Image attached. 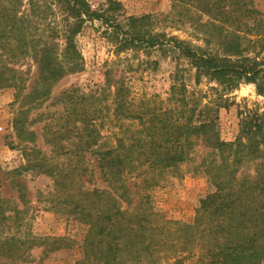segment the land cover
<instances>
[{
  "label": "trees",
  "instance_id": "16d2710c",
  "mask_svg": "<svg viewBox=\"0 0 264 264\" xmlns=\"http://www.w3.org/2000/svg\"><path fill=\"white\" fill-rule=\"evenodd\" d=\"M252 5V0H202L200 11L209 17L210 25L217 23L221 29L261 33L264 38V20ZM93 19L103 21L100 14L91 11L86 0H0V88L13 87L18 97L26 73L30 72L19 67L29 60L39 72L40 89H35L31 100L32 105H39L38 97L48 94L50 84L81 69L75 37L84 22ZM149 24L150 17L143 16L127 18L126 30L113 26L116 53L162 44L164 34H153ZM58 41L63 42L61 49ZM175 45L194 69L196 85L206 79L220 88H215L217 95L212 102L199 106L176 76L165 101L155 96L131 98L122 80L107 84L113 87L110 94L104 89L88 94L78 88L68 89L53 98L54 103L62 105L63 124L56 132H50L46 141L53 146L54 158L73 156L76 163L73 167L48 163L52 157L36 147L29 148L31 156L42 154L35 167L62 187L77 184V178L81 182L89 171L81 159L99 148L100 174L117 195L89 192L81 185L76 200L64 202L74 214H96L84 241L86 259L77 264L88 262L87 256L105 264H126V256L139 261L143 252L148 257L153 245L148 236H153L157 229L147 226L150 216L121 211V201L131 203L125 184L129 180L124 175L142 177L174 168L188 159L189 152L202 138L212 148L209 157L214 156L204 170L214 191L200 201L193 223L171 222L179 232L178 239L187 245L193 243L189 249L204 245L200 247L205 253L199 264H264V112L240 113L238 134L232 143L219 140L217 116H211L226 103L222 97L240 84H254L257 93L264 95V55L255 52L253 57L243 56L234 35L216 52L193 49L185 43ZM106 123L117 132L114 147L102 150L100 130ZM14 127L17 138L22 140L18 119ZM62 141L68 144L65 146ZM246 156L260 159L253 174L239 172ZM66 197L71 196L66 193ZM5 211L0 196V228L8 220ZM25 240L30 239L5 236L0 240V262L30 261V250L24 249L22 242ZM30 241L33 246L38 244L36 239Z\"/></svg>",
  "mask_w": 264,
  "mask_h": 264
},
{
  "label": "rangeland",
  "instance_id": "374dc122",
  "mask_svg": "<svg viewBox=\"0 0 264 264\" xmlns=\"http://www.w3.org/2000/svg\"><path fill=\"white\" fill-rule=\"evenodd\" d=\"M86 1L91 11L100 14L103 21L86 20L75 37L81 69L50 84L48 94L38 97L37 106L32 105L31 100L35 89H40L37 84L39 72L28 59L19 67L24 72H30L26 73V82L18 97L13 87L0 88V196L4 200L5 216L8 218L0 228V240L5 236H14L20 240L36 239L38 242L33 246L30 240L22 241L24 249L30 250L31 258L19 264H77L85 260L84 241L96 214L92 212L91 217L74 214L64 202L75 201L77 188L81 185L89 192L97 190L114 194L108 181L100 174L99 148H94L95 153L90 151L81 159L89 171L81 182L77 178V184L57 186L49 175L35 167L42 158L41 153L52 157L48 163L63 164L64 167H73L76 163L73 156L54 158L55 154L51 151L53 146L46 141L50 139V132H56L63 124L62 105L54 103L53 98L72 88H78L84 94L102 89L110 94L113 87L107 84L122 80L131 98L155 96L165 101L176 76L185 84L189 95H193L202 106L212 102L217 95L215 88H220L206 79L196 85L194 69L175 43L216 52L234 35L243 56L253 57L255 52L264 55L261 33L233 31L226 27L221 29L217 23L210 25L209 17L200 11L202 0ZM252 2L253 8L259 12V18L264 20V0ZM143 16L150 17L149 27L153 34H164L163 43L150 48H128L116 53L113 26L126 30L127 18ZM62 46L63 42L58 41V48ZM222 100L226 103L211 116H217L215 122L219 140L232 143L239 130V114L251 110L264 112V95L257 93L254 84H240L226 93ZM211 106L214 107L215 103H211ZM15 119L20 122L22 140L17 138ZM115 132L117 129L109 127L108 123L104 125L100 130V149L114 147ZM62 142L65 146L68 144ZM34 147L41 153L31 156L29 148ZM211 150L209 142L202 138L189 152L188 159L174 168L142 177L124 175L129 180L125 184L131 194V203L127 205L120 200L121 211L133 212L141 217L143 214L150 216L147 226L157 229L153 233L154 239L152 235L148 236L153 243L148 257L145 258L146 252L140 255L139 261L126 256L129 259L126 264H199L201 255L205 253L200 247L204 245H194L189 249L193 243L187 245L180 241L179 232L171 222L193 223L200 201L213 193L214 189L204 173L214 157H209ZM259 164L258 157L246 156L239 172L253 174ZM66 193L71 197H66ZM161 231L164 232L162 235L159 234ZM161 238L163 240L159 243ZM87 258L90 259L85 264H105L101 260H93L91 256ZM0 264L8 263L1 261Z\"/></svg>",
  "mask_w": 264,
  "mask_h": 264
}]
</instances>
